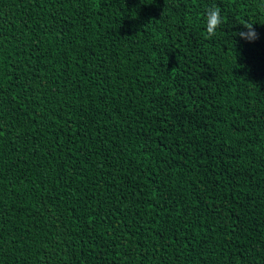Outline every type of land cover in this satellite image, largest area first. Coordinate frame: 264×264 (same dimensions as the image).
Instances as JSON below:
<instances>
[{"label":"trees","instance_id":"obj_1","mask_svg":"<svg viewBox=\"0 0 264 264\" xmlns=\"http://www.w3.org/2000/svg\"><path fill=\"white\" fill-rule=\"evenodd\" d=\"M0 264H264V0H0Z\"/></svg>","mask_w":264,"mask_h":264},{"label":"clouds","instance_id":"obj_2","mask_svg":"<svg viewBox=\"0 0 264 264\" xmlns=\"http://www.w3.org/2000/svg\"><path fill=\"white\" fill-rule=\"evenodd\" d=\"M222 22L223 17L221 16V9L218 6L213 5L212 7L206 9L205 24L208 38L216 35V30ZM243 28L245 31L238 32L236 35L240 36L242 39L248 40L249 42L258 38L252 24L246 23L243 25Z\"/></svg>","mask_w":264,"mask_h":264}]
</instances>
